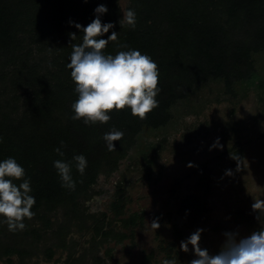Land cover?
<instances>
[{"label": "trees", "instance_id": "1", "mask_svg": "<svg viewBox=\"0 0 264 264\" xmlns=\"http://www.w3.org/2000/svg\"><path fill=\"white\" fill-rule=\"evenodd\" d=\"M120 3L0 0V262L27 258L28 236L40 240L48 231L54 243L38 253L50 261L66 252L67 264H78L68 243L73 227L88 228L100 245L121 239L117 220L89 214L84 204L97 178L111 176L127 157L135 135L130 114L141 103L174 98L171 70L207 25L230 39L247 10L264 16V0H127L124 10ZM229 153L241 163L238 143ZM197 172L208 186V166ZM124 204L119 195L112 213L120 215ZM56 211L63 222L52 230ZM181 213L193 225L209 210L191 194L181 200ZM241 217L264 222L258 210ZM139 219L118 221L125 229ZM33 221L46 229L39 233ZM263 240L259 227L250 239L254 256L235 264H264ZM172 246L162 248L168 264Z\"/></svg>", "mask_w": 264, "mask_h": 264}, {"label": "rangeland", "instance_id": "2", "mask_svg": "<svg viewBox=\"0 0 264 264\" xmlns=\"http://www.w3.org/2000/svg\"><path fill=\"white\" fill-rule=\"evenodd\" d=\"M126 4L121 0L122 10ZM245 15L230 39L212 24L196 35L194 48L171 70V101L141 103L132 111L135 135L127 157L111 176L97 178L84 204L89 214L117 220L113 226L123 237L100 245L88 228L73 227L68 243L78 264H168L162 248L170 244L172 264H235L254 256L250 239L264 222L246 223L241 213L258 210L264 217V16ZM237 143L239 164L229 153ZM202 164L212 176L208 186L197 172ZM191 194L209 210L193 225L179 214L181 200ZM119 195L125 204L117 216L112 208ZM134 214L140 219L124 229L118 220ZM60 222L56 211L49 228ZM31 225L39 233L46 229L38 221ZM48 232L40 240L28 236L27 258L0 264H67L66 252L50 261L38 253L54 243Z\"/></svg>", "mask_w": 264, "mask_h": 264}]
</instances>
